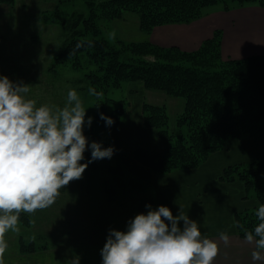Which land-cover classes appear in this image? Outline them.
Masks as SVG:
<instances>
[{
	"label": "trees",
	"instance_id": "obj_1",
	"mask_svg": "<svg viewBox=\"0 0 264 264\" xmlns=\"http://www.w3.org/2000/svg\"><path fill=\"white\" fill-rule=\"evenodd\" d=\"M16 1L0 0V3L12 5ZM72 1L74 0H57V5H67ZM84 2L87 3V10L65 13L57 8L52 13L53 18H49L50 22L60 25L64 37L50 63L43 68L44 79L40 77L37 81L39 84L46 82L43 76L46 71L51 75L55 72L57 75L59 65L82 71L83 74L78 79L81 87L94 88L102 93L99 97L95 96L94 118L103 131L108 126L100 119V113L114 120L112 126H125L128 123L126 116L129 99H116L110 92L126 87L130 82L142 81L146 89L163 91L171 97L183 99V107L175 116L169 113L166 104L144 102V126L157 130L161 147L136 148L133 156L137 162L155 174L194 169L211 154L222 150L229 140L253 138L264 132V52L240 59H225L222 55L223 31L220 28L197 49L184 50L176 45L154 43L150 39H112L105 34L102 26V18L120 19L125 13L132 12L138 15L139 29L149 36L155 26L191 23L204 16L206 10L212 6L221 4L226 10L251 4L264 7V0ZM60 12L63 16L59 19ZM48 15L46 12L43 16ZM12 65L14 62L8 64L9 70L13 68ZM7 67L0 70L2 74L8 71ZM69 84L70 82L67 86ZM61 87L63 86L58 85L56 88L64 91ZM251 96L259 98L261 103L250 101ZM87 133L90 136L84 130L89 143L97 141L104 147H114L110 140L95 135L92 129ZM84 156L81 163H86L91 158V151H86ZM102 165L103 160L94 161L83 173L80 182L84 183L87 191L105 190L107 199L113 202L117 200L113 194L115 184H120V188L129 185L125 186L127 189L148 188L150 194L141 202L157 204L158 196L154 187L149 182L129 174L115 151L107 164L109 175L105 178L110 179L108 181H112V184L99 182L102 174H98L97 170ZM221 180L244 182L247 196L257 199L259 204H264V147L254 159L227 166ZM66 188L60 190V202L68 201V196H65ZM257 207L258 205L245 209L236 215L240 236L244 237L245 230L251 231L259 223L254 214ZM19 218L24 225H28L27 216L21 213ZM33 244L31 241L29 248ZM25 247L27 248L22 245V249Z\"/></svg>",
	"mask_w": 264,
	"mask_h": 264
},
{
	"label": "clouds",
	"instance_id": "obj_2",
	"mask_svg": "<svg viewBox=\"0 0 264 264\" xmlns=\"http://www.w3.org/2000/svg\"><path fill=\"white\" fill-rule=\"evenodd\" d=\"M109 36L114 39L115 33ZM31 91V85L0 75V257L8 247L6 233L19 231L21 213L34 214L51 207L60 190L81 179L90 163L111 159L115 151L101 142L89 143L84 129L91 127L93 118L86 119L75 89L68 90L62 107L38 105L30 98ZM89 94L102 95L94 88ZM100 119L108 127L115 123L103 113ZM88 150L91 158L81 163ZM145 207L148 211L130 219L126 230L109 229L100 251L102 264H214L219 242L224 246L230 243L224 231L219 233V242L202 234L197 221L181 207L177 215L164 205ZM254 214L259 223L251 231L245 230L244 242L253 246V264H264V204H259ZM233 226L240 227L236 221ZM69 264H79V258Z\"/></svg>",
	"mask_w": 264,
	"mask_h": 264
},
{
	"label": "crops",
	"instance_id": "obj_3",
	"mask_svg": "<svg viewBox=\"0 0 264 264\" xmlns=\"http://www.w3.org/2000/svg\"><path fill=\"white\" fill-rule=\"evenodd\" d=\"M218 28L223 31V57L240 59L264 52V7L254 4L230 11L224 10L222 6H212L204 16L191 23L158 26L152 36L156 38L154 42L162 45L194 50ZM127 90L128 124L109 127L117 154L129 168L145 177L154 187L158 196L157 207L167 206L173 215L179 214L181 207L190 219L197 221L202 234L218 242L220 232L228 233L230 243L224 246L219 242L220 251L214 264H253V246L244 242L238 227L233 224L238 213L259 205V201L247 196L244 182L222 181L221 176L227 166L245 163L257 156L264 147V132L253 138L229 140L222 150L211 154L197 168L155 174L133 156L138 147H161L157 130L147 128L143 123L145 94L151 90L146 89L142 81L130 82ZM154 98L157 100V97ZM170 103L173 104V100ZM135 135H140L141 140H133L132 136ZM102 222L104 227L90 237L84 233L73 236L70 232H49L47 242L41 246L33 244L31 248L25 249L20 244L11 248L8 246L2 264H69L74 257L79 258V264H102L100 251L109 229L124 231L126 221L123 216L113 215L107 216ZM180 226H183L182 221Z\"/></svg>",
	"mask_w": 264,
	"mask_h": 264
},
{
	"label": "rangeland",
	"instance_id": "obj_4",
	"mask_svg": "<svg viewBox=\"0 0 264 264\" xmlns=\"http://www.w3.org/2000/svg\"><path fill=\"white\" fill-rule=\"evenodd\" d=\"M57 3V0H17L15 4L12 5L0 3V70H3L2 68L7 67L11 62H14V65H12L13 68L11 67L12 69L9 70L7 67L8 71L4 72V74L0 71V75L7 76L12 81H22L25 84L31 85L32 91L29 96L37 100L38 105L49 103L62 107L65 103L68 90L75 89L80 95L86 109V119L88 116L93 118L91 127L88 128L85 126L84 130L86 134L90 136L87 132L89 129H92L95 135H100L107 139V141L110 140V142H112L109 127L103 131L95 122L94 103L96 99L95 96L89 94V89H87V87H81V81L78 79L81 78L83 74L82 71L59 65L57 68L58 71H56L58 72L57 75L55 72L51 75L49 71H46L44 72L45 74L43 73L46 82H40L39 84L37 81L40 77L44 79L42 77L43 68L50 63L56 49L64 37L60 25L52 23L49 20V18H53L52 13L57 8L61 12L65 11V13H70L74 10H87L88 8L84 0H74L67 5L59 4V7ZM222 8L224 7L222 6ZM232 9L234 8L227 11ZM46 12L49 14L47 17L43 16ZM61 12L59 13V19L63 16ZM138 21L139 18L137 14L128 12L120 19L102 18V26L107 36L114 32L115 37H120L122 39H150L154 42L153 40H156V38L152 35L154 29L158 26H155L152 33L147 36L139 29ZM224 58L227 59L226 57ZM11 59L14 60L9 61ZM58 77L59 80H57ZM68 82H70V84L67 86ZM58 85H62L63 87L61 88L64 91L60 90V87L56 88ZM127 86L121 89L111 90L110 95L116 99L123 97L129 99ZM154 97H157V100ZM145 99L146 101L157 104H166L172 116H175L181 111V107L184 103L183 99L171 97L159 90H151L145 94ZM170 100H173L174 103H170ZM250 101L257 104L261 103V100L254 96L250 97ZM126 117L128 122V116ZM132 138L136 141L141 140L140 135L132 136ZM116 155L129 174L146 181L145 177L129 168L117 152ZM102 160V168L97 170L98 174H102L101 181L99 182L112 184V181H108L110 179L105 180L109 175V171L107 170L109 159L105 158ZM80 180L81 179L74 180L70 182L69 185L65 186L67 187L65 189V196H68L67 202H60L59 199L61 196H58L56 202L49 208L38 210L34 214L23 213L28 217V225H24L19 218V231H9L5 235L8 246L11 248L12 246L20 244L26 245L29 248L31 241H34L33 243L36 244V246H41L47 242L46 236H48L49 232H70L72 235L84 233L88 234V237H90L104 227L102 220L107 216L122 215L127 225V222L135 217V215L148 211L145 207L146 204H150L153 209L157 208V205L153 202H141L143 199L146 200L147 196L150 194V189L148 188L142 190L130 187L127 189L125 186L129 185H123L122 189L119 187L121 186L120 184H115V191L113 194L117 200L112 202L107 199L105 190L97 192L87 191L84 183H81ZM136 197H138V200H136ZM139 197L141 199H139ZM11 236L18 237L14 238ZM3 259L4 254L3 257H0V260Z\"/></svg>",
	"mask_w": 264,
	"mask_h": 264
}]
</instances>
